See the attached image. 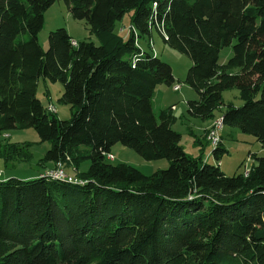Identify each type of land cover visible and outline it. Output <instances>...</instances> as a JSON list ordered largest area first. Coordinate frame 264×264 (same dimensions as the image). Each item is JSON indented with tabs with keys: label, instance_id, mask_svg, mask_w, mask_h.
Segmentation results:
<instances>
[{
	"label": "trees",
	"instance_id": "16d2710c",
	"mask_svg": "<svg viewBox=\"0 0 264 264\" xmlns=\"http://www.w3.org/2000/svg\"><path fill=\"white\" fill-rule=\"evenodd\" d=\"M58 1L98 44L73 46L60 28L42 48L44 16ZM126 16L125 35L117 23ZM153 31L192 61L183 83L198 99L188 116L214 122L225 107L224 125L264 147V0H0V137L35 130L50 145V170L60 164L82 182L0 181V264H264V157L250 154L248 175L228 177L222 140L216 165L185 152L173 107L154 112L158 87L177 80L151 41L150 50L139 44ZM225 48L233 54L221 64ZM41 79L63 86L68 120L37 97ZM233 89L241 106L224 103ZM116 145L169 167L147 176L113 165ZM0 157L29 158L9 143Z\"/></svg>",
	"mask_w": 264,
	"mask_h": 264
},
{
	"label": "rangeland",
	"instance_id": "374dc122",
	"mask_svg": "<svg viewBox=\"0 0 264 264\" xmlns=\"http://www.w3.org/2000/svg\"><path fill=\"white\" fill-rule=\"evenodd\" d=\"M44 27L39 34V43L46 51L48 49V38L51 32L57 29L64 28L74 38L75 41H92L98 44V40L90 35L88 26L84 21H78L72 18L69 9L64 1L56 2L44 16ZM129 16H126L122 22L117 23V31L124 33L130 32V28H125L128 25ZM124 29V32L122 31ZM149 41H151L154 51L166 63H168L173 70L174 76L177 80L176 86H180L181 91L174 92L173 87L161 86L156 91L154 102V112L158 114L159 111L175 106L176 122L173 129L182 134V146L185 152L193 157L202 155V158L207 164L216 165V160L213 156L214 147L211 146L205 139H203V124L204 121L200 119H193L187 114L188 99L197 100L198 94L193 91L188 85L183 83L186 80L189 68L192 61L171 48H169L161 39L159 34L155 31L152 33L151 39L148 37L139 40V44L144 50L150 48ZM150 50V49H149ZM232 48H225L220 53V63L225 64L232 56ZM182 82V83H179ZM162 92V98H158V93ZM191 92L188 96L187 92ZM64 88L60 83H53L46 79H41L38 83L37 97L41 100L43 106L47 109L53 106L56 110V115L59 120H68L71 117L70 107L62 104L61 99ZM225 105L232 103L236 106H241L242 102L239 98V93L236 89L226 91L223 94ZM225 107H222L216 112V119L223 116ZM192 130L197 139L203 143L201 146L195 145L194 136L190 135ZM222 143L228 153L224 154L219 164L220 169L228 177L245 173L246 171L257 165V160L251 158L250 154L256 155L258 158L264 157V147L256 140L255 137L244 134L236 128L224 127L220 133ZM15 144L19 147V153L28 155L29 158L24 161L10 160L5 161L0 157V181L9 178L17 179H34L41 175H46L50 171V164L43 160L46 151L50 148L49 143L41 142L37 133L33 129L26 130H12L6 132L0 137V147L5 144ZM114 160L110 163L113 165L127 164L138 170L143 174L150 176L156 171L165 170L169 167L167 160L146 161L134 150L116 145L112 149ZM90 162L85 161L80 169L86 171L89 169Z\"/></svg>",
	"mask_w": 264,
	"mask_h": 264
},
{
	"label": "built area",
	"instance_id": "2783aa9c",
	"mask_svg": "<svg viewBox=\"0 0 264 264\" xmlns=\"http://www.w3.org/2000/svg\"><path fill=\"white\" fill-rule=\"evenodd\" d=\"M73 46H77V42L72 43ZM174 92H177L180 90V86H175L173 88ZM48 111L51 113H56V110L53 106H50L48 108ZM225 125L223 123V118L219 117L217 118L209 128V133L207 135V140L209 141V144L213 146L214 148H217L219 144L221 143V136L220 133L224 129ZM107 159L109 161L114 160V156L108 155ZM47 176L54 178V179H60L64 181H68L69 183H74V184H82L81 181H79L75 175L68 174L62 167V165H58V167L54 170H50L46 173ZM248 175V171L245 172V176ZM1 178V175H0Z\"/></svg>",
	"mask_w": 264,
	"mask_h": 264
},
{
	"label": "crops",
	"instance_id": "0c3cea01",
	"mask_svg": "<svg viewBox=\"0 0 264 264\" xmlns=\"http://www.w3.org/2000/svg\"><path fill=\"white\" fill-rule=\"evenodd\" d=\"M76 42H78V41H76ZM161 87V86H160ZM159 88V87H158ZM158 90V89H157ZM174 91V90H173ZM179 91H181V88H180V90ZM179 91H177V92H179ZM159 92V91H158ZM187 94H188V96H191L192 94H191V92H187ZM159 97H161L162 98V92L160 91L159 93H158V98ZM188 101H190L189 99H188ZM187 101V102H188ZM171 107H173V109H174V113H175V111H176V108H175V106L173 105V106H171ZM167 109V108H166ZM212 123H213V121L211 122V121H207V122H204V124H203V127H202V129H203V132H206L210 127H211V125H212ZM194 142H195V140H194ZM196 145V144H195ZM52 167L50 166V169H51ZM49 169V170H50Z\"/></svg>",
	"mask_w": 264,
	"mask_h": 264
}]
</instances>
